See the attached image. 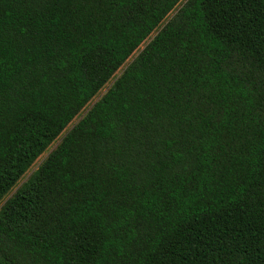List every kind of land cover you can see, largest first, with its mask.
<instances>
[{
    "label": "trees",
    "instance_id": "obj_1",
    "mask_svg": "<svg viewBox=\"0 0 264 264\" xmlns=\"http://www.w3.org/2000/svg\"><path fill=\"white\" fill-rule=\"evenodd\" d=\"M179 1L0 0V264H264V0Z\"/></svg>",
    "mask_w": 264,
    "mask_h": 264
},
{
    "label": "rangeland",
    "instance_id": "obj_2",
    "mask_svg": "<svg viewBox=\"0 0 264 264\" xmlns=\"http://www.w3.org/2000/svg\"><path fill=\"white\" fill-rule=\"evenodd\" d=\"M185 0H180L179 3L174 7V9L167 15V17L160 23V25L164 24V22L171 17L175 13V11L180 7L182 3H184ZM159 25V26H160ZM146 43V40L143 41L142 44L139 45V47L131 54V56L124 62V64L113 74L112 78L99 90V92L87 103V105L79 112V114L73 118V120L65 127V129L62 131L61 134H63L66 130H68L97 99L100 98V96L106 91V89L110 86L112 83V80L114 77H116L121 69L126 65L144 46ZM58 139H55L48 147L47 149L34 161V163L29 167V169L23 174V176L19 179L16 186H18L21 182H23L27 176L36 168V166L40 163V161L51 151L56 143H58Z\"/></svg>",
    "mask_w": 264,
    "mask_h": 264
}]
</instances>
